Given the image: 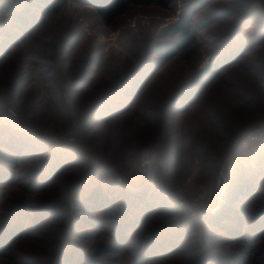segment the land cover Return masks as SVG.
Returning a JSON list of instances; mask_svg holds the SVG:
<instances>
[{
	"label": "rangeland",
	"instance_id": "obj_1",
	"mask_svg": "<svg viewBox=\"0 0 264 264\" xmlns=\"http://www.w3.org/2000/svg\"><path fill=\"white\" fill-rule=\"evenodd\" d=\"M28 1L0 0V97L15 113L0 121V247L21 233L0 264H264V146L229 169L264 128V0L129 5L108 24L91 5ZM7 6L38 23L20 36ZM183 14L195 41L161 64ZM238 165L261 183L228 197ZM220 176L225 214L210 215ZM199 186L211 197L190 206Z\"/></svg>",
	"mask_w": 264,
	"mask_h": 264
},
{
	"label": "trees",
	"instance_id": "obj_2",
	"mask_svg": "<svg viewBox=\"0 0 264 264\" xmlns=\"http://www.w3.org/2000/svg\"><path fill=\"white\" fill-rule=\"evenodd\" d=\"M67 1H74L77 3L84 4V5L93 6L96 12L99 14V17L101 18L102 22L106 24L110 23L115 16L122 14L129 5L149 6V5L155 4L161 7H167L168 5V0H29L27 3L28 5L27 9H32L33 8L32 6L34 5L35 7L38 6L46 11L50 10V11L57 12L60 9V7L64 5ZM3 10L9 13L8 15H10V20L11 22H13L12 24H14L15 26H18L21 29L20 36H23L22 35L23 33H27L26 32L27 30L32 29L38 23L37 21L38 19L37 20L31 19L26 22L25 21L26 19H24L21 16L16 15V13L14 11H11V9L8 6L7 8H3ZM191 24H192L191 15L183 14L174 23H172L170 26H168L164 30V37L171 39L174 47L169 46L167 48V46H163V47H158L155 49V54L157 55V58H159L160 60L159 62L161 64L168 61L177 52L185 51L187 48H189V46L193 44V42L195 41V35L192 31ZM0 35H1L0 38L3 39V37L5 36L3 30H0ZM3 45L4 44H0L1 52H2V48L4 47ZM220 70L221 69L218 68L215 70L214 73L218 74ZM140 76H142V73H140L139 75L138 73H136L135 80H133V83H135L134 84L135 88L133 89L136 91V93L141 91L143 87L142 79H140ZM204 77H205V73L199 72L195 76V78L192 79V81H190V84L188 85L189 87L186 88L184 91H182L180 94H178V96L175 99L176 103L172 104V107L180 106L181 104H183L184 102L181 101V99H184V100L190 99L191 96H194L201 89V88L199 89V87L203 85L202 82L204 81L203 80ZM109 113H110L109 116H111V114H113L114 112L113 113L109 112ZM237 168H238L237 177L239 180V182L237 181V184H240V189H237L236 187L235 189L234 187H231L230 185L231 189L230 188H229L230 190L228 189V193H227L228 197L231 196L234 192L235 193L239 192L238 196H242V195L245 196L246 194H248V191L252 189V187H254V189H259L258 186L261 183L260 180H256V177H253L254 175L250 173L248 175H245L244 173H246V171L241 165H238ZM261 170L262 168L260 167L257 169L259 173H261ZM249 171L251 170L248 169V172ZM60 172H61V168L58 170L57 169L54 170L52 174L53 178H57ZM252 173L254 172L252 171ZM257 173L258 172H256V175L260 176V174L259 173L257 174ZM126 191L128 192L129 190L126 189ZM98 196H100V193H97L95 197H98ZM140 197L138 196V198ZM149 200L150 199H147L146 203L149 202ZM232 203H234V201ZM79 205L81 207L78 210H83L84 207H82L81 204ZM220 212H222V214H225V212L221 210L220 208L216 212L215 211L211 212L210 215H215ZM222 214H220L218 217V218H221L222 221L227 220V218L229 219V217H227L228 215H222ZM232 218L234 219L235 217L232 216ZM253 221H255V219ZM225 225L227 224H224L223 226ZM20 237H21L20 231H16V229L12 231L11 235L7 238V240L0 247V256H3L10 248H12L14 242ZM2 242L3 240L0 242V245Z\"/></svg>",
	"mask_w": 264,
	"mask_h": 264
},
{
	"label": "built area",
	"instance_id": "obj_3",
	"mask_svg": "<svg viewBox=\"0 0 264 264\" xmlns=\"http://www.w3.org/2000/svg\"><path fill=\"white\" fill-rule=\"evenodd\" d=\"M15 120V113L13 109L6 105L3 99L0 97V121L12 123ZM264 146V128L256 129L253 133H249L246 136L240 138L236 147L234 148L233 160L230 163L229 169H233L235 160H242L244 163H254L257 154L261 147ZM151 160V159H150ZM211 195L207 188L199 186L195 191L190 201V206L198 207L200 204L209 200Z\"/></svg>",
	"mask_w": 264,
	"mask_h": 264
},
{
	"label": "water",
	"instance_id": "obj_4",
	"mask_svg": "<svg viewBox=\"0 0 264 264\" xmlns=\"http://www.w3.org/2000/svg\"><path fill=\"white\" fill-rule=\"evenodd\" d=\"M226 191H227V185L225 182V178L223 176H220L217 181V190H216L217 206L211 209L207 208V210L211 212L217 210L222 205L225 199Z\"/></svg>",
	"mask_w": 264,
	"mask_h": 264
}]
</instances>
